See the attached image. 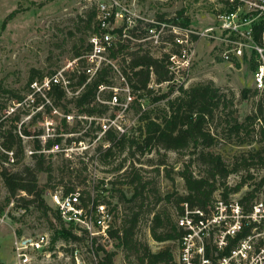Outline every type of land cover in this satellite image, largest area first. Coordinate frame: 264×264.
<instances>
[{
    "label": "rangeland",
    "instance_id": "1",
    "mask_svg": "<svg viewBox=\"0 0 264 264\" xmlns=\"http://www.w3.org/2000/svg\"><path fill=\"white\" fill-rule=\"evenodd\" d=\"M118 1L129 10L132 19L138 18L130 27L135 23L140 33H137L140 38L135 39L128 36L127 31L125 32L126 37L123 39H129V42L123 40V43L129 48L123 52V55L125 52L139 48L154 58H160L163 54L176 57L173 63L175 68L171 69L173 79L170 84H157L151 75L149 87L152 88L153 94L165 93L171 88V96L175 97L178 95L177 88L179 86L187 89L198 84L212 82L214 86L220 88L226 98H233V107L228 109V111H232L231 117L242 121L255 113L252 109L255 102L251 99V95L247 94L244 99L240 97L241 90L252 89L253 68H251L250 56L245 54L242 59L231 56L229 61H225L222 57L225 50L222 41L226 39L225 35L217 31L213 33L215 38H209L207 34L203 33L207 27H212L215 24L217 10L223 9L221 4L209 0ZM97 2H101V0H0L1 130L2 132L11 130L12 134L19 136L22 140L23 156L15 165L9 167L10 172L21 171L24 166L33 164L29 152L34 149V141L38 140L42 145L43 140L53 139L58 135H63V142L66 139H71L63 146L65 147L64 152L56 149L51 151L53 154L51 179L48 181L44 173L38 174V183L45 189L42 198L50 208L47 203L48 191H53L61 186L74 187L83 197L89 195L106 204L107 209L111 211V227L113 229L118 228L120 221L126 219L129 207H138L137 204L123 201L120 196L123 194L128 199L132 195V187L124 183L131 179L134 174L132 173L133 168L137 169L142 181L147 183L140 209V218L134 231L136 248L139 252L116 246L117 241L114 239L111 240L108 251L113 253L112 264H139L137 257L141 255L140 253L145 247L150 253L165 249L171 253L176 251V242L153 240L149 231L153 214L148 210L152 208L154 212L167 213L171 221L175 222L178 210L174 207L173 202L177 196L186 193L183 180L179 177L178 172L188 162L189 156L162 150L144 155H139L137 152L132 159L126 160L122 169L117 171L115 168L124 158L125 152H120L115 147L112 149V155L104 158L97 151L98 146L103 150L109 144L103 140V131L97 128L101 122L115 131L127 129L130 133L136 130L139 124V113L130 104L132 95L128 97L125 82L117 72V68L122 65V55L116 60H112L116 67V69L113 68L116 73L114 91L122 101L116 106L108 103V111L99 118H93L95 121L93 124L90 123L92 118H87V122H85L72 111L69 114L71 116L69 120L65 119L68 129L73 131L71 133H62L64 116L61 108L54 107L47 99L43 100L41 93L33 94L26 90V82L33 71H37L35 80H38L39 74L51 75L65 67L68 61L75 57V50L80 54L84 52L88 45V36L96 27L94 19L88 22V14L96 11ZM181 10L183 15L179 21L185 17L190 20L187 29L173 26L167 22ZM13 11H15L14 16L4 22L5 18ZM159 17H162L161 21ZM149 27H152L153 33L148 31ZM184 30L188 31V38L185 36ZM3 90L24 97L21 104L18 105L16 100H13V96ZM32 94L34 102L31 101ZM67 95L70 96L71 92H68ZM37 99H39L38 103L35 101ZM100 102L104 103L103 100ZM142 105L146 108L144 102ZM67 107L70 108V105ZM221 114H217V119L214 122L216 124L214 133H219V135L224 131L225 119H228L227 116L223 118L225 114ZM259 118L262 120L261 116ZM214 124H211L212 128H215ZM256 125H254L255 129H257ZM23 129L29 133V136L22 134ZM214 133L211 134L215 135ZM241 140L246 141L241 144L239 143ZM254 140V136L241 135L239 137L233 135L230 142L218 138L216 144L208 150L219 154L224 163L231 167L236 159L259 147ZM0 154H2L1 150ZM160 161H164L165 164L159 165ZM2 162L3 160L0 161V171L5 167ZM199 169L197 166L191 168L195 174ZM248 173L252 177L246 180L239 192L230 194L228 200L237 201L244 193L256 189L257 183L264 175V168L253 167ZM167 174L169 178L166 177ZM245 175L244 171L229 175L226 185L234 186L241 177H246ZM253 193L256 201L264 203V183ZM166 195H170L169 200L164 199ZM6 196L7 194L4 197ZM22 197L30 199V196L26 194ZM157 197L162 200L155 204ZM214 198H221L220 190L215 192ZM20 203L22 205L23 201L20 200ZM16 205L14 203V207ZM50 209V211L44 212L40 208L37 209L35 206L29 205L23 214L12 216L9 211L8 216L11 219L7 224L0 225V262L2 264H6L4 262L6 260L11 261L10 249L15 238L45 232L50 233L52 237L59 223L53 213L54 210ZM263 232L264 221H261L255 233V240L259 239ZM81 236L85 238L83 234ZM75 245L81 251L87 248L85 239L76 242ZM81 254L86 260V264H94L91 259L86 257L85 253ZM102 257V252L96 254L98 264Z\"/></svg>",
    "mask_w": 264,
    "mask_h": 264
},
{
    "label": "trees",
    "instance_id": "2",
    "mask_svg": "<svg viewBox=\"0 0 264 264\" xmlns=\"http://www.w3.org/2000/svg\"><path fill=\"white\" fill-rule=\"evenodd\" d=\"M14 14L15 11L11 12L5 18L4 22L10 20ZM182 15L183 11L181 10L177 12L175 17L167 20V22L173 26L187 29L190 20L185 17L179 21ZM95 16L96 11L90 12L88 14V22L91 19L95 20ZM159 20L161 21L162 17H159ZM263 25L264 21H260L257 25V30L259 31ZM147 26L150 25L147 24ZM138 31L139 28L135 25L129 28L127 33L131 38L139 39L140 33ZM258 31L254 34L255 40L258 39ZM118 32H120V29ZM192 37L195 38V36ZM123 40L129 42V39H121V41H118L116 46L111 50L109 58L116 60L122 55V65L117 68V72L125 82L126 88L128 89V97L132 95L130 104L139 113V124L137 129L132 133L122 128H120L122 131H115L109 126L103 133V140L109 144L103 150L98 146L96 148L97 151L104 158L110 157L112 155V149L115 147L120 152H125L124 158L115 168L117 171L122 169L126 160L129 158L132 159L137 152L139 155H144L150 154L153 151L158 152L162 150L164 152L183 153L189 156L188 162L178 172L186 189V193L177 196L173 202L174 207L178 210V214L183 211L182 204H186L190 209L198 208L205 210L214 201V194L218 190H220L222 200H226L230 194L239 192L246 180L252 177L248 173L251 168H264V129L261 125H258L257 129L254 127L257 120L260 119L259 116L262 117L260 104L254 103L252 109L255 113L247 116L242 121H238L236 118L231 117L232 111H228V109L233 107V98H226V95L221 92L220 88L214 86L212 82L198 84L187 89L179 86L177 88L178 95L175 97L171 96V88L165 93L153 94L152 88L149 87L151 75L157 84H170L172 82L171 63L168 61L169 55L163 54L160 58H154L148 52H143L139 48L127 53L125 52V55H123V52L129 48V46L123 43ZM88 50L89 45H87L84 52ZM79 55V51L75 50L74 56L77 57ZM250 64L251 68H254L252 59H250ZM37 74V71H33V74L29 76L26 82V90L28 93L31 91L29 85L35 80ZM66 76L69 81L70 96L58 85L52 86L46 93L47 100L54 107L62 109L64 116L62 119L64 127L63 134L73 132L70 131L72 129H68L65 121V116L69 115L72 111L76 115L85 114L87 117L92 118L90 120L91 124L95 122L93 118H99L108 111L109 105L107 104L111 102L114 96L113 89L115 88L114 78L116 73L112 66L106 65L102 66L90 78L79 69L67 73ZM42 77L43 75L39 74L38 80ZM3 92L11 94L17 104H20L24 98L8 90H3ZM247 94L253 96V92L250 89H243L240 92V97L244 99ZM38 100H35L36 103H38ZM100 100H103L104 103H101ZM116 100L118 104L122 101L118 95H116ZM142 102L146 104V108L143 107ZM68 105H70V108L67 107ZM218 113H222L221 115L225 114L223 118L228 117V119H225V127L221 135L218 132V134L214 133L216 130V124L214 122L217 119ZM211 124H214L215 128H212ZM1 128L2 120L0 119V148L4 151H13L17 163L23 156L22 140L19 136L12 134L11 130L2 132ZM97 128L100 130L99 125ZM212 132L215 135H212ZM22 134L29 136V133L25 129H23ZM233 135L238 137L239 135L245 137L254 136V142L259 147L243 154L236 159L231 167H228L219 154L213 153L208 149L216 144L218 138H221L225 142H230ZM70 140L66 139L63 142V135H58L53 139L48 138L42 145L36 140L34 141V149L30 154L33 159L31 166H24L18 172H7L6 169L0 171L3 185L8 195L4 199L0 211L19 192L30 196V199L20 198L25 208L33 205L37 209H42L44 212L51 210L42 198L45 189L38 183V174L44 173L48 181L51 179L53 172V154L50 150L57 147V150L64 152L65 147L63 146L67 144V141L70 142ZM245 141L241 140L239 143L243 144ZM5 159V155L3 153L0 154V161H4ZM164 164V161H160L159 163L161 166ZM193 166L200 168L197 174L191 170ZM241 171L246 173V177H241L237 184L228 187L226 185L228 176ZM132 173L134 174L131 179L124 183L132 187V195L128 199L123 194L120 196L123 201L137 204L138 207H129V214L126 215V219L120 221L121 223L118 228L113 229L111 227L109 236L117 241L116 246H121L126 250H134L138 253L139 250L136 248L137 242L134 239V231L140 218V209L144 200V191L147 183L142 181L143 179L137 173V169L133 168ZM166 177L169 178V175L167 174ZM263 183L264 175L257 183L256 189L244 193L240 198L239 204L244 213H248L251 210V204L255 198L253 192L263 185ZM61 188L65 193L75 189L74 187L64 186H61ZM169 198L170 195L164 197L166 200H169ZM80 199L83 206H86L91 201L93 203L100 202L98 198L94 199L89 195L83 197L80 194ZM161 200L160 197H157L155 204ZM148 211L153 214L149 227L153 240L157 242H175L179 239L182 232L178 230L167 213L154 212L152 208ZM53 213L56 215L59 225L51 237L52 243L56 241L76 243L84 239L82 236H76L71 226H65L60 221L56 211H53ZM249 232L250 227L244 228L232 242L234 243L237 239L246 236ZM94 249L97 252L95 254H98V252H102L103 254L102 259L99 260L100 264H112L113 253L104 251L100 246H95ZM140 254L137 257L139 264H174L172 253L168 249L150 253L145 247ZM0 264L2 263L0 262Z\"/></svg>",
    "mask_w": 264,
    "mask_h": 264
},
{
    "label": "built area",
    "instance_id": "3",
    "mask_svg": "<svg viewBox=\"0 0 264 264\" xmlns=\"http://www.w3.org/2000/svg\"><path fill=\"white\" fill-rule=\"evenodd\" d=\"M209 1L218 2L223 9H216L215 24L212 27H207L203 33L207 34L209 38H215L213 33L217 31L225 35L226 39L222 41L225 46L222 57L225 61H229L231 56L242 59L245 54L252 59L254 68L252 89H250L253 92L251 99L255 103H259L262 108V120L258 119L257 122L264 129V25L259 31L257 30L259 22L264 21V0ZM95 9L96 28L88 36L89 50L74 57L68 61L65 67L51 75L34 80L29 85L31 93H41L45 100L47 99L46 93L54 85L60 86L68 93L69 81L66 74L75 69L81 70L89 78L102 66L110 65L116 69L109 54L117 42L126 37L125 32L135 26L134 23V26L130 27L138 18L132 19L129 10L118 0H101V2H97ZM119 29L120 32H118ZM148 31L153 33L152 27H149ZM256 31H258L257 40L254 38ZM185 32V36L188 38V31ZM175 58V55L168 57V61L171 63L170 70L175 68L173 66ZM69 69L71 71H65ZM33 94L32 102H34ZM115 94L114 91L111 102H108L114 106L118 105ZM77 116H80L82 120L89 118L85 114ZM70 117V115H66L65 119L68 121ZM99 126L103 133L109 127L103 122ZM43 141L45 142V140ZM54 149L57 150V147L51 149L50 152ZM0 150L6 157L2 162L5 166L3 169L10 172L9 167L16 164L14 153L1 148ZM5 194L7 192L0 175V209L4 199L8 196L4 197ZM24 195L25 193L19 192L0 211V225L7 224L11 219L8 216L9 211H11V216L25 212L26 208L20 203V198ZM47 195V203L50 208L56 211L65 226L73 228V233L76 236L81 237L83 234L87 248L81 251L75 242L56 241L52 243L51 235L48 232L24 235L15 238L10 249L11 261L8 264H86L81 253H85L89 260L98 264L94 247L100 246L104 251L109 252L112 240L109 236L112 215L106 204L91 201L83 206L80 192L77 189L65 193L60 187L48 191ZM230 200L214 198V201L205 210L190 209L186 204L181 205L183 211L180 214L177 213L174 222L178 230L182 232L179 239L175 241L176 251L172 253L174 264H264V232L259 239L255 240L258 225L264 221L263 201L254 199L251 210L244 213L239 204L240 199ZM14 203L17 204L16 207H14ZM246 227H250V232L233 243L232 241ZM214 233L215 237L213 238Z\"/></svg>",
    "mask_w": 264,
    "mask_h": 264
},
{
    "label": "crops",
    "instance_id": "4",
    "mask_svg": "<svg viewBox=\"0 0 264 264\" xmlns=\"http://www.w3.org/2000/svg\"><path fill=\"white\" fill-rule=\"evenodd\" d=\"M6 264H8V263H10V260H6V261H4Z\"/></svg>",
    "mask_w": 264,
    "mask_h": 264
}]
</instances>
